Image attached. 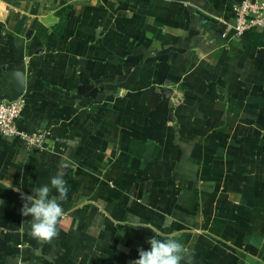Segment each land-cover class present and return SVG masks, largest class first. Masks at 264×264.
Masks as SVG:
<instances>
[{
    "label": "crops",
    "instance_id": "crops-1",
    "mask_svg": "<svg viewBox=\"0 0 264 264\" xmlns=\"http://www.w3.org/2000/svg\"><path fill=\"white\" fill-rule=\"evenodd\" d=\"M239 1L0 0V88L25 64L18 126L51 133L0 132V264H130L152 237L264 264V25L235 34ZM58 172L59 235L38 242L21 194Z\"/></svg>",
    "mask_w": 264,
    "mask_h": 264
},
{
    "label": "clouds",
    "instance_id": "clouds-1",
    "mask_svg": "<svg viewBox=\"0 0 264 264\" xmlns=\"http://www.w3.org/2000/svg\"><path fill=\"white\" fill-rule=\"evenodd\" d=\"M12 187L10 181H7ZM58 195H51L52 190ZM19 192V188H14ZM69 186L58 172L50 179V185H42L32 189V195L24 196L21 214L31 217L28 235L38 242L48 243L59 235V227L64 216L62 202L67 200ZM0 203H4L0 200ZM150 250L138 249L139 258L130 264H194L193 255L185 245L175 237L165 239L149 238Z\"/></svg>",
    "mask_w": 264,
    "mask_h": 264
},
{
    "label": "built area",
    "instance_id": "built-area-1",
    "mask_svg": "<svg viewBox=\"0 0 264 264\" xmlns=\"http://www.w3.org/2000/svg\"><path fill=\"white\" fill-rule=\"evenodd\" d=\"M234 19L229 23L238 36L264 25V0H241L232 6ZM22 98L9 101L0 100V132L6 136L20 137L29 148H44L49 143L51 133L47 129L32 132L21 129L17 120L24 110Z\"/></svg>",
    "mask_w": 264,
    "mask_h": 264
},
{
    "label": "water",
    "instance_id": "water-1",
    "mask_svg": "<svg viewBox=\"0 0 264 264\" xmlns=\"http://www.w3.org/2000/svg\"><path fill=\"white\" fill-rule=\"evenodd\" d=\"M0 98L13 101L24 95L27 82V67L25 64L15 66L1 75Z\"/></svg>",
    "mask_w": 264,
    "mask_h": 264
}]
</instances>
